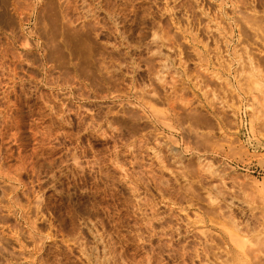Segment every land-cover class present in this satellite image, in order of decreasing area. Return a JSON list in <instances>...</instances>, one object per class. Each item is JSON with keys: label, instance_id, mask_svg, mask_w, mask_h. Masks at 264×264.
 I'll return each mask as SVG.
<instances>
[{"label": "rangeland", "instance_id": "obj_1", "mask_svg": "<svg viewBox=\"0 0 264 264\" xmlns=\"http://www.w3.org/2000/svg\"><path fill=\"white\" fill-rule=\"evenodd\" d=\"M0 264H264V0H0Z\"/></svg>", "mask_w": 264, "mask_h": 264}]
</instances>
